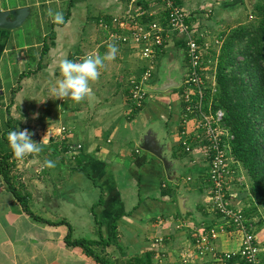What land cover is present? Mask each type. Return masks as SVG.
<instances>
[{
  "label": "crops",
  "instance_id": "0c3cea01",
  "mask_svg": "<svg viewBox=\"0 0 264 264\" xmlns=\"http://www.w3.org/2000/svg\"><path fill=\"white\" fill-rule=\"evenodd\" d=\"M194 1L181 6L193 10L189 7ZM145 2L149 15L164 17L158 0ZM0 4L2 10L30 8L20 27L0 29V129L12 120L14 127L30 130L35 142L46 135L42 151L17 160L13 171L17 189L43 220L24 209L0 172V264H97L81 247L66 242L68 224L73 238L98 239L96 220L101 221L105 237L117 223V242L105 253L118 264L146 250L159 255L153 258L155 264H220L209 254L191 263L182 259L195 228L223 223L212 205L203 143L190 133L195 130L194 120L185 130L181 125L180 94L188 73L182 40L162 50L145 87L147 100L137 106L129 97V80L142 75L146 62L133 45L111 40L113 30L107 24L127 11V0H0ZM202 6L216 10L212 4ZM49 9L62 12L64 23H53ZM191 17L198 30L205 31L199 28L197 13ZM207 32L202 38L204 54L220 43ZM110 43L118 51L90 81V95L80 102L49 97L61 78L62 58L103 57ZM45 45L49 48L44 53ZM210 82L215 85V77ZM62 127L66 134L60 133ZM2 135L0 142L9 149ZM186 138L190 152L183 144ZM147 141L160 158L144 149ZM56 144L66 145L67 150L58 153ZM69 145L77 149L69 152ZM46 159L54 161L55 167H43ZM243 169L238 165L237 174ZM163 189L170 194L163 195ZM231 193L232 204L252 224L264 259V225L258 224L264 209L251 196L249 182L239 185L233 179ZM240 235L237 231L222 235L216 241L217 252L238 250Z\"/></svg>",
  "mask_w": 264,
  "mask_h": 264
},
{
  "label": "built area",
  "instance_id": "2783aa9c",
  "mask_svg": "<svg viewBox=\"0 0 264 264\" xmlns=\"http://www.w3.org/2000/svg\"><path fill=\"white\" fill-rule=\"evenodd\" d=\"M158 1L162 5V10L167 12L163 20L146 19L147 12L139 4V0H127V11L122 16L113 18L112 25L117 29L111 32L110 38L120 44L133 45L146 62L142 75L129 80V97L137 106L147 100L148 92L145 87L153 77L162 50L175 40H182L183 43L188 73L180 94L184 106L181 125L184 127L188 121L194 120L195 130H191L190 133L192 138L203 143L202 151L208 160L206 173L211 183L212 205L223 219V223L195 228V237L190 245L183 249L182 259L191 263L198 257L216 253L219 263L236 257L242 264H262L260 242L252 229V224L248 222L244 213L231 203L229 178L236 176L237 173L232 167L233 135L223 124L224 111L222 109L213 111L211 102L208 105L204 103L208 88H211L212 94L216 91L214 84L211 85L212 82L208 80L207 65L204 63L205 44L199 42L204 33L198 30L195 21L189 19L191 15L176 0ZM60 133L66 134V128L62 127ZM183 144L187 152L192 151L188 138L183 140ZM77 148H81V144H78ZM230 231L241 232L239 249L218 253L215 250V241L220 235ZM158 242L161 243L163 240L158 239Z\"/></svg>",
  "mask_w": 264,
  "mask_h": 264
},
{
  "label": "trees",
  "instance_id": "16d2710c",
  "mask_svg": "<svg viewBox=\"0 0 264 264\" xmlns=\"http://www.w3.org/2000/svg\"><path fill=\"white\" fill-rule=\"evenodd\" d=\"M176 2L182 5L180 0ZM139 4L144 10L148 6L145 0H139ZM166 13L163 11L164 17ZM254 13L256 16L254 23L240 24L228 31H222L217 38L221 44L219 50L208 49L207 54L204 55L206 65L210 62L216 63L214 85L216 91L212 94L211 88H208L204 103L208 105L211 102L213 111L217 109L224 111L223 124L233 135L231 152L234 163L232 167L236 172L238 165L246 170L250 179V194L254 201L264 209V2L254 4ZM164 17H160L161 20ZM145 18L156 19L148 13ZM189 19L194 20L191 16ZM108 21L107 24L115 31L117 27L112 25L113 18ZM50 37L54 38L53 31ZM199 42L201 44L202 39ZM48 48L49 45H45L43 52L45 53ZM14 128L16 127L13 121L8 120L6 128L0 129L6 142H8V131ZM73 147L69 145V151H72ZM56 148L59 149L58 153L67 150L66 145L56 144ZM75 149L77 148L74 147ZM16 161L11 149H4L0 142V172L8 188L22 202L24 209L30 215L43 220L30 210L27 199L16 187L13 173ZM208 178L207 174L209 182ZM234 179L238 180V176ZM162 194H170L169 189H163ZM140 202L141 200L139 204ZM95 224L98 239L86 237L75 239L72 237V228L68 224L67 244L81 247L83 252L92 257L97 264H118L111 261L105 253L106 247L112 242H117V223L115 221L112 223L111 235L108 237H105L101 230V221L96 220ZM258 224L259 226L264 225V216ZM155 254V250H146L142 254L133 255L122 264H155L153 260ZM217 256L218 254L215 255ZM225 261L226 264H233L237 258ZM262 264H264L263 255Z\"/></svg>",
  "mask_w": 264,
  "mask_h": 264
},
{
  "label": "clouds",
  "instance_id": "9594fccd",
  "mask_svg": "<svg viewBox=\"0 0 264 264\" xmlns=\"http://www.w3.org/2000/svg\"><path fill=\"white\" fill-rule=\"evenodd\" d=\"M47 15L55 24L64 23V15L60 11L48 10ZM118 49L115 44H108V51L103 57L99 55H87L80 60H72L67 57L59 61L58 68L61 78L55 81L50 89V96L54 99H64L65 97L80 102L91 94L90 81H95L99 76V68L104 65V61L113 60ZM33 133L27 128L21 130L19 127L11 129L7 133L9 147L17 160H24L31 154L42 151L43 138L40 142H35L31 137ZM43 167L54 168L55 162L44 160Z\"/></svg>",
  "mask_w": 264,
  "mask_h": 264
},
{
  "label": "rangeland",
  "instance_id": "374dc122",
  "mask_svg": "<svg viewBox=\"0 0 264 264\" xmlns=\"http://www.w3.org/2000/svg\"><path fill=\"white\" fill-rule=\"evenodd\" d=\"M180 1H181V4L184 6V4L186 2H189L191 0H180ZM262 2H264V0H208V1L204 0L203 2H202V0H195L191 4V6L189 7L190 9H193V10H190L187 12L189 13V15H193V12H196L197 16L201 18L200 23H202V24L199 25V28L205 27L204 28L205 31H202L204 33L203 38H205V33L208 31L209 32L208 37L210 35L212 37L211 39L213 41L215 39V41H216V39L218 38L219 34L222 31H228L231 28L238 26L240 24L254 23L256 20V16L254 13V4L262 3ZM204 4H207L208 6H209V4H212L213 7L216 6V10L213 8V10L210 12V10H206L204 8H201V6ZM191 11H193V12H191ZM209 24H210V26H208ZM203 40L205 41V39H203ZM203 43L204 42H202V45H203ZM220 45H221L220 43L215 42V47L211 50H214V49H215V51L219 50ZM164 68H166V67H164ZM206 71H207V74L209 76L208 80L211 81L212 76L215 77L216 63L210 62L209 64H207V70ZM162 76L163 75H161L160 80H162V78H163ZM156 126H159V124H156ZM206 170H208V167L205 168V166H204V171H206ZM236 176H239V178H238L239 185H241L242 183H245L248 185V182H249V189H250V179L247 175L246 170L243 169V171H241V173L239 175L237 174ZM234 177L229 178L230 191L232 190V183H233ZM231 203H232V201H231ZM222 235H225V234H222ZM222 235H220L218 238H220ZM218 238H217V240H218ZM216 241H215L214 245H215V250L217 251ZM260 247H261V258H262L261 243H260ZM232 251H236V250H232ZM224 252H230V251H224ZM209 255L213 256V255H215V253H212ZM213 258H215V257H213ZM220 264H226V261H224Z\"/></svg>",
  "mask_w": 264,
  "mask_h": 264
},
{
  "label": "water",
  "instance_id": "95a60500",
  "mask_svg": "<svg viewBox=\"0 0 264 264\" xmlns=\"http://www.w3.org/2000/svg\"><path fill=\"white\" fill-rule=\"evenodd\" d=\"M29 14L30 8L28 7L2 10L0 4V29L13 30L20 27L25 22ZM144 149L156 153L159 158L161 157L159 151L154 149V146L150 141L146 142ZM162 159L166 163V160L164 158Z\"/></svg>",
  "mask_w": 264,
  "mask_h": 264
}]
</instances>
